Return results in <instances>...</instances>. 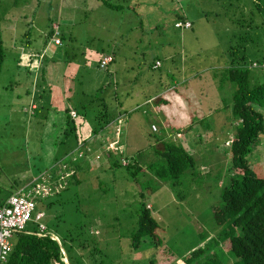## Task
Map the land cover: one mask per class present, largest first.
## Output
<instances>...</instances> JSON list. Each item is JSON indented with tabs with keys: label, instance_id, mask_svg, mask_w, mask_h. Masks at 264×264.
I'll list each match as a JSON object with an SVG mask.
<instances>
[{
	"label": "rangeland",
	"instance_id": "374dc122",
	"mask_svg": "<svg viewBox=\"0 0 264 264\" xmlns=\"http://www.w3.org/2000/svg\"><path fill=\"white\" fill-rule=\"evenodd\" d=\"M83 1L79 5L78 0H18L6 13L11 20L4 17L0 21L4 51L0 71V196L4 199L10 189L23 188L39 173L49 180L63 181L73 172L71 164L81 165L79 184L60 193L62 205L69 211L67 219H77L91 231L89 239L99 240V247L115 264L145 263L149 255L127 252L134 227L131 218L136 217L140 203L156 215L163 228L159 247L169 258L166 264H174L177 258L178 264H187L184 255L189 257V250L205 242L199 240V233L219 238L220 227L215 225L212 208L218 201V183L221 185L222 169L227 166L226 143L235 121L224 104L232 88L223 85L218 89L211 74L225 61L232 27L227 19L229 6L226 0H108L123 7L110 9L99 2L93 6V0ZM128 1L134 4L132 9L124 7ZM178 6L190 28L173 27L169 9ZM47 16L52 20L53 35L44 41ZM58 31L65 37L61 43L55 42ZM53 44H62L58 48L66 51L71 67L48 61L55 52ZM99 54V58L112 56L107 69L98 68ZM155 60L160 65L152 68ZM41 68L46 73L44 79ZM64 68L66 74L61 76ZM100 87L109 120L92 134L88 116L99 108V101L93 104L91 100ZM39 94L43 97L35 99ZM85 99L90 107L87 117L81 119L82 109L80 115L71 110L65 116V108L77 107ZM34 107L44 112L41 119L29 117ZM64 116L73 121L76 138L63 136L67 129ZM166 123L165 139L181 142L193 157V167L185 170L181 183L185 187L181 199L165 184L151 193L144 183L150 176L144 165L156 159L153 149L161 148L152 131H160ZM115 142L120 144V154L105 153V148L115 152ZM124 157L143 168L133 181L125 167L113 166L119 158L124 164ZM62 158L69 162V172L65 170L62 179L48 178L49 166ZM246 160L258 177L264 176V134L256 136ZM43 210L44 221L47 215L53 216ZM31 223H26L25 230L31 229ZM222 252L217 251L221 263L234 264L233 258ZM62 260L66 263L64 257Z\"/></svg>",
	"mask_w": 264,
	"mask_h": 264
},
{
	"label": "trees",
	"instance_id": "16d2710c",
	"mask_svg": "<svg viewBox=\"0 0 264 264\" xmlns=\"http://www.w3.org/2000/svg\"><path fill=\"white\" fill-rule=\"evenodd\" d=\"M16 1L18 3V0L6 2L0 0V21L6 17L7 11L10 10L9 7H14ZM78 1L79 5L85 2L83 0ZM98 2L110 9L122 7L108 0H93L92 5L95 6ZM226 2L230 13L227 14L228 24L232 25L231 37L224 49L225 61L222 63L223 65L213 69L211 74V77L213 76L214 81L216 80L215 82H217L218 89H221L223 85H229L232 88L224 104L229 108V118L235 121L232 126V137H229L226 143L227 166L226 169H222L221 185L218 183V201L216 206L212 208L215 225L220 227L219 238H208L207 233H204V231L199 233V240L205 242L198 248H190L189 257H187L188 254L184 255L183 260L187 264H223L221 263L220 254L217 255L218 250L221 255H223L222 251H224L233 258L234 264H264V176L258 177L248 167L246 160L256 136L264 134V119L262 118L264 117V0H226ZM176 4L178 3L176 2ZM133 5H129L128 1L124 7L132 9ZM49 9L50 6L47 10ZM178 9L179 6L174 10L169 9L174 17L172 21L173 27L177 21L181 24L187 21L185 20L187 17L182 15ZM10 18L11 16L4 18V20L7 19V22H9ZM46 20L48 27L45 30L44 41L53 35V29L50 28L52 20L49 16H47ZM190 27L191 23L189 22L188 27L180 26V28H174L187 29ZM28 31L29 29L24 32L25 36ZM58 36L55 34V38L58 41L60 40L61 43L65 37L61 32ZM61 45L53 44L55 52L49 56L48 61H61L69 68L71 66L70 63L67 64L66 51L58 48ZM3 52L0 36V71ZM100 54L97 56V66ZM110 61L108 66L112 63V60ZM108 66L104 69H107ZM158 66H155V68ZM63 71L64 74L61 72V76H65L66 68ZM45 75L46 73L41 68L40 77L44 79ZM31 84L32 80L27 84L29 86V89L26 88L27 95L30 94ZM102 89L101 87L98 88L96 91L98 95L95 94V97L91 100L93 104L99 101L97 111L91 112V115L88 116L90 123H92V126L90 125L92 134L99 132L101 127L104 126L103 123L109 120ZM42 97L43 94H39L35 99ZM87 103V99H85L83 102H78L77 107L65 108V116L71 110L80 115L79 109H82L83 116L81 119L87 117L86 112L90 108L86 106ZM38 111L42 115H39ZM43 113L41 108L34 107V113L29 117L41 119L44 116ZM65 116L64 121H67V129L63 130V136L67 135V138L70 139L69 136L72 135L73 138H76L74 135L76 132L74 123L71 119L67 120ZM81 119L79 120L81 121ZM167 125V123L163 125V128H160V131L156 133L152 131L155 134L154 141H160L161 148L153 149L152 154L156 155V159H151L147 165H144V169L150 176L143 181L146 183L145 188H149L151 193L162 184H165L175 193L177 199H181L183 198L181 193H185V187L181 183L184 181L185 170L193 167V157L187 149H184V145L181 142L165 139L166 130L168 129L166 128ZM120 132L121 127L118 134ZM75 142L77 143V141ZM99 144H102V141ZM114 144L116 147L120 145L117 142ZM105 149L104 152L107 154H120L117 151L118 149H115V152L111 149ZM62 153L64 156L66 151ZM124 158L127 160L126 157ZM59 161L60 163L56 162L49 166L50 178L62 179L65 170L69 172L70 164L67 159L62 158ZM71 165L73 166V172L70 176L68 178L65 177L63 181L58 180L62 186L52 195L38 201V209H45L46 212L50 211L51 215H53H47L50 218H48L49 220L44 221L45 216L41 219L45 225L44 234L37 236L32 233L37 230V224L34 222L31 223V229L25 230L24 228L23 232L17 233L16 239L6 255L7 259L4 264H64L63 257L66 258L67 264L116 263L115 261L113 262V257L104 251V248L99 247V244H102L99 240L89 239L88 236H90L91 231L85 230L83 225L77 222V219L71 217L67 219L69 211H66L62 205L64 199L61 198L60 193L67 189L69 185L79 184L78 174L82 168L78 164ZM83 165L86 166V162H83ZM113 166L125 167L129 172L130 181H133L143 169L141 165L133 160H131V163L127 160L124 164H121L120 158L113 163ZM135 182L138 183L137 181ZM14 190L10 189L8 195L13 193ZM4 199L0 198V204ZM55 205H58V207ZM148 209L144 204L140 203L135 213L136 217L131 218V223L134 224V227L129 234L127 252L133 254L139 252L149 253L148 257L144 259L145 263L141 262L140 264H157V262L166 264V259L169 260V258L163 256L166 252L162 246L159 247L163 242L161 235L165 234H163V228L156 215ZM51 234H54L58 241L51 238ZM166 241L168 242V240ZM212 244H214L213 248L211 247ZM218 244L221 245V248ZM157 247L158 252H156ZM118 253H120V256L123 254L120 251ZM176 260L174 264H178Z\"/></svg>",
	"mask_w": 264,
	"mask_h": 264
},
{
	"label": "built area",
	"instance_id": "2783aa9c",
	"mask_svg": "<svg viewBox=\"0 0 264 264\" xmlns=\"http://www.w3.org/2000/svg\"><path fill=\"white\" fill-rule=\"evenodd\" d=\"M174 24L176 26L188 27L185 25V22L181 24L177 21ZM55 40H57L55 42H58L57 38ZM110 60L111 57L109 55L101 56L98 60L99 68H106L108 63L111 62ZM158 65L159 62L156 61L153 67ZM151 128L154 129V126L151 125ZM41 174H38L40 175L38 178H35L37 175L32 177V179H35L26 183L23 188L13 191L0 204V264L6 262V255L12 244L11 237L14 234L23 232L28 221L37 224V230L32 232L33 234L37 236L44 234L45 225L41 221L44 213L41 209L37 208L38 201L52 195L62 185L56 180L52 181L44 178ZM48 178H50L49 174ZM50 237L58 241L55 235L51 234Z\"/></svg>",
	"mask_w": 264,
	"mask_h": 264
},
{
	"label": "crops",
	"instance_id": "0c3cea01",
	"mask_svg": "<svg viewBox=\"0 0 264 264\" xmlns=\"http://www.w3.org/2000/svg\"><path fill=\"white\" fill-rule=\"evenodd\" d=\"M155 68V67H154ZM182 124H184L183 122H181ZM2 196H0V198H1ZM43 211V210H42ZM14 243V241H12V244ZM11 244V245H12ZM64 260L66 261V258H64Z\"/></svg>",
	"mask_w": 264,
	"mask_h": 264
},
{
	"label": "clouds",
	"instance_id": "9594fccd",
	"mask_svg": "<svg viewBox=\"0 0 264 264\" xmlns=\"http://www.w3.org/2000/svg\"><path fill=\"white\" fill-rule=\"evenodd\" d=\"M57 264V263H56ZM64 264H67V262L66 263H64Z\"/></svg>",
	"mask_w": 264,
	"mask_h": 264
}]
</instances>
